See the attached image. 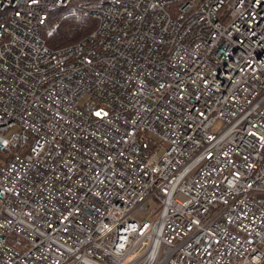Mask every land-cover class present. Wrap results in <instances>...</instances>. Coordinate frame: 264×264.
<instances>
[{"label":"built area","instance_id":"2783aa9c","mask_svg":"<svg viewBox=\"0 0 264 264\" xmlns=\"http://www.w3.org/2000/svg\"><path fill=\"white\" fill-rule=\"evenodd\" d=\"M87 1L0 0V264H261L264 0Z\"/></svg>","mask_w":264,"mask_h":264},{"label":"trees","instance_id":"16d2710c","mask_svg":"<svg viewBox=\"0 0 264 264\" xmlns=\"http://www.w3.org/2000/svg\"><path fill=\"white\" fill-rule=\"evenodd\" d=\"M87 6H90L87 0H71L66 7L49 12L40 33L50 49L56 50L75 43L95 28L96 21L82 14Z\"/></svg>","mask_w":264,"mask_h":264},{"label":"rangeland","instance_id":"374dc122","mask_svg":"<svg viewBox=\"0 0 264 264\" xmlns=\"http://www.w3.org/2000/svg\"><path fill=\"white\" fill-rule=\"evenodd\" d=\"M218 126L219 124L215 126V129H217ZM145 207H146V211L144 213H141V215L138 216L139 219L146 218V217H150V218L156 217V215L152 214V211L157 207L155 202L148 201Z\"/></svg>","mask_w":264,"mask_h":264},{"label":"water","instance_id":"95a60500","mask_svg":"<svg viewBox=\"0 0 264 264\" xmlns=\"http://www.w3.org/2000/svg\"><path fill=\"white\" fill-rule=\"evenodd\" d=\"M261 264H264V260H263V262Z\"/></svg>","mask_w":264,"mask_h":264},{"label":"bare ground","instance_id":"6f19581e","mask_svg":"<svg viewBox=\"0 0 264 264\" xmlns=\"http://www.w3.org/2000/svg\"><path fill=\"white\" fill-rule=\"evenodd\" d=\"M85 2V1H84ZM44 37V36H43Z\"/></svg>","mask_w":264,"mask_h":264}]
</instances>
